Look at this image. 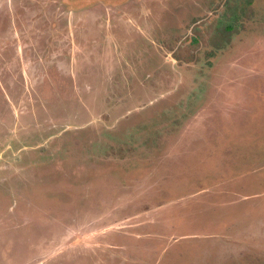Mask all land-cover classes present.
Listing matches in <instances>:
<instances>
[{
	"label": "rangeland",
	"instance_id": "obj_1",
	"mask_svg": "<svg viewBox=\"0 0 264 264\" xmlns=\"http://www.w3.org/2000/svg\"><path fill=\"white\" fill-rule=\"evenodd\" d=\"M0 264H264V0H0Z\"/></svg>",
	"mask_w": 264,
	"mask_h": 264
}]
</instances>
